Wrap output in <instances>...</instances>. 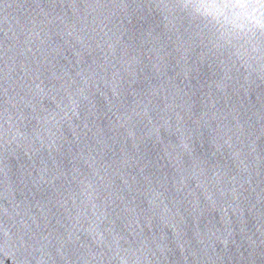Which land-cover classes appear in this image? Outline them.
Masks as SVG:
<instances>
[{
  "label": "water",
  "instance_id": "1",
  "mask_svg": "<svg viewBox=\"0 0 264 264\" xmlns=\"http://www.w3.org/2000/svg\"><path fill=\"white\" fill-rule=\"evenodd\" d=\"M0 264H264V0H0Z\"/></svg>",
  "mask_w": 264,
  "mask_h": 264
}]
</instances>
